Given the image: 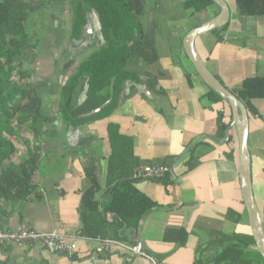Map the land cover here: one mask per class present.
Here are the masks:
<instances>
[{"label": "crops", "instance_id": "crops-1", "mask_svg": "<svg viewBox=\"0 0 264 264\" xmlns=\"http://www.w3.org/2000/svg\"><path fill=\"white\" fill-rule=\"evenodd\" d=\"M45 1L28 0L37 13ZM48 1L51 13L43 19L53 22L52 30H47L52 36L41 45L33 64V80L49 117L50 134L32 143L39 150L33 194L21 203H2V211L9 214L0 215V228L57 230L76 243L77 253L51 252L39 242L8 244L0 247V261L151 264L129 249L140 243L163 264H264L256 241L242 247L245 261L218 260L226 247L239 245L242 236L254 235L242 195L237 132L231 125L230 107L225 101H212L209 86L200 76V81L196 79L183 39L190 26L204 24L220 9L212 6L191 14L182 8L183 0H129L144 28L143 43L127 62L134 78L124 81L118 104L109 115L67 127L57 116L60 86L91 53L94 43L102 42L100 23L92 12L84 37L71 41L70 0ZM226 2L230 16L223 39L218 40L209 30L199 34L194 45L209 70L232 91L246 78L264 73V20L241 15L234 1ZM201 14L206 17L202 19ZM179 15H192L191 23L185 18L175 21ZM87 83L83 77L77 85V105L85 100ZM253 105L257 114H248L251 179L264 231V98L254 99ZM220 117L223 122L231 121L226 132L219 128ZM110 124L132 140L140 165L165 161L170 170L162 180L134 182L156 206L143 215L136 230L110 227L109 238L118 243L109 251L97 252L100 241L87 237L84 225L89 214L104 212ZM18 149L16 161L28 154L26 146L18 144ZM107 217L111 223L115 221L113 215ZM120 231L121 239L116 237Z\"/></svg>", "mask_w": 264, "mask_h": 264}, {"label": "trees", "instance_id": "trees-1", "mask_svg": "<svg viewBox=\"0 0 264 264\" xmlns=\"http://www.w3.org/2000/svg\"><path fill=\"white\" fill-rule=\"evenodd\" d=\"M45 2L43 10L37 13L28 0H0V215L9 214L2 211L3 202L21 203L33 194L32 180L39 167V150L32 143L41 141L48 131L49 117L43 111L42 97L33 80V64L43 38L38 31L42 26L47 27L48 22L43 19L45 9L51 13L50 1ZM234 2L241 15L264 20V0ZM70 3V40L84 37L92 12L98 17L102 39L60 86L57 116L67 127H75L104 118L116 108L124 81L134 78L126 67L143 43L144 28L129 0H70ZM181 6L191 14L212 6L220 9L214 0H183ZM228 26L229 21L211 31L222 40ZM193 27L196 26L188 30ZM83 77H87L88 87L85 100L77 105L74 93ZM232 92L244 103L248 114H257L253 100L264 98V73L246 78L240 88ZM209 96L212 101L228 103L211 87ZM230 122H223L220 117V130L226 132ZM108 131L111 155L107 164L108 195L104 212L89 214L84 225L86 236L92 239L108 238L112 226L136 230L143 215L156 206L134 186V172L140 163L134 155L132 140L123 136L116 124H110ZM18 144L26 146L28 154L16 161L13 158L19 151ZM93 184L99 188L97 180L94 179ZM108 214L115 218L113 223ZM122 234L120 231L116 237L121 239ZM250 243H255L252 235L242 236L241 243L226 247L218 260L245 261L242 247ZM0 264L5 263L0 261Z\"/></svg>", "mask_w": 264, "mask_h": 264}, {"label": "water", "instance_id": "water-1", "mask_svg": "<svg viewBox=\"0 0 264 264\" xmlns=\"http://www.w3.org/2000/svg\"><path fill=\"white\" fill-rule=\"evenodd\" d=\"M219 6V13L204 24L192 28L184 37L183 43L186 55L201 79L212 89L222 95L229 103L232 111V123L235 125L238 140V166L244 203L246 205L252 233L256 246L264 257V231L261 212L256 203L251 179L250 151L248 144V111L244 103L228 89L208 68L198 54L194 40L206 31L223 26L230 16V8L226 0H214ZM86 96V94H85ZM96 111V110H95ZM93 111V112H95Z\"/></svg>", "mask_w": 264, "mask_h": 264}, {"label": "built area", "instance_id": "built-area-1", "mask_svg": "<svg viewBox=\"0 0 264 264\" xmlns=\"http://www.w3.org/2000/svg\"><path fill=\"white\" fill-rule=\"evenodd\" d=\"M169 170V166L164 163L140 165L134 172V178L136 180H162L166 177ZM96 239L100 241V245L95 249L97 252L109 251L112 244L118 243L109 237H97ZM36 242L42 243L43 246L51 252L62 253L67 256H73L77 252L76 243L68 241L66 236L57 230L39 232L31 227H24L18 230H3L0 228V244L2 245H26ZM129 249H131L135 255L147 258L151 264H163L157 257L144 250L140 243L131 247L129 246Z\"/></svg>", "mask_w": 264, "mask_h": 264}, {"label": "rangeland", "instance_id": "rangeland-1", "mask_svg": "<svg viewBox=\"0 0 264 264\" xmlns=\"http://www.w3.org/2000/svg\"><path fill=\"white\" fill-rule=\"evenodd\" d=\"M56 1H58V0H56ZM229 2H233L234 0H228ZM37 4H39V3H37ZM34 8V7H33ZM36 8H39V5H37L36 6ZM189 12V11H188ZM204 12H206V11H204ZM45 14H46V16L47 17H49V12H47V10L45 9V12H44ZM54 13H57V12H54ZM190 15V14H189ZM206 17V15H204V14H201V18L202 19H204ZM183 18H185V19H187V20H190L191 18H192V15L190 16V18L188 17V16H183V17H181V15H179V16H177L176 18H175V21H177V20H179V19H182L183 20ZM47 21H48V23H47V27L45 26H42L41 27V31H38V33L40 32V33H42V36H43V38H42V41H41V45L46 41V40H49V38L52 36L51 34V36L49 35V33L47 34V30L48 31H50V30H52V24H53V22L50 20V19H47ZM184 21V20H183ZM190 23H191V20L189 21ZM46 23V22H45ZM39 37H41V34H40V36ZM53 38V37H52ZM98 42H95L94 43V45H93V47L94 48H90L91 50H94L95 48H97L100 44H97ZM40 48H41V46H40ZM40 48L38 49V54L40 53ZM191 63V62H190ZM190 67H191V65H189ZM196 76V75H195ZM196 79H198L199 80V76L197 75L196 76ZM200 81V80H199ZM47 82V81H46ZM48 132V131H47ZM47 134H50V132L49 133H47ZM14 157H15V155H14Z\"/></svg>", "mask_w": 264, "mask_h": 264}, {"label": "clouds", "instance_id": "clouds-1", "mask_svg": "<svg viewBox=\"0 0 264 264\" xmlns=\"http://www.w3.org/2000/svg\"><path fill=\"white\" fill-rule=\"evenodd\" d=\"M5 245V244H4ZM6 245H8V244H6Z\"/></svg>", "mask_w": 264, "mask_h": 264}]
</instances>
